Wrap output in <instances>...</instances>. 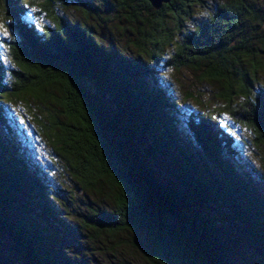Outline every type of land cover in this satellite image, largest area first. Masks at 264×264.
<instances>
[{"label": "trees", "instance_id": "16d2710c", "mask_svg": "<svg viewBox=\"0 0 264 264\" xmlns=\"http://www.w3.org/2000/svg\"><path fill=\"white\" fill-rule=\"evenodd\" d=\"M200 1L172 0L157 10L146 0H117L137 24L136 46L151 47L156 61L173 40L167 18L180 29ZM0 2L18 35L9 44L18 68L9 70L0 50V234L10 236L25 264H83L54 240L58 206L48 195L54 184L41 156L26 153L29 132L4 104L8 96L25 94L55 105L47 121L39 120L47 152L84 187L106 179L115 188L113 207H95L83 221L97 245L105 234L140 233L137 246L147 264H264V199L246 168L236 165V144L221 120L190 112L179 124L175 103L161 83L148 79V66L112 52L78 23H59L44 38L29 18V3L53 13L58 0ZM245 18L260 16L244 0L218 7L185 35L171 63L199 67L208 61L204 76L225 82L227 109L264 139V88L252 92L264 62L245 32ZM256 38L264 48L263 34ZM3 41L0 32V48ZM237 93L244 99L234 100ZM37 202L38 220L29 208ZM1 244L0 264H8Z\"/></svg>", "mask_w": 264, "mask_h": 264}, {"label": "rangeland", "instance_id": "374dc122", "mask_svg": "<svg viewBox=\"0 0 264 264\" xmlns=\"http://www.w3.org/2000/svg\"><path fill=\"white\" fill-rule=\"evenodd\" d=\"M232 2L234 0H202L193 3L180 29L176 28L174 19L168 17L166 23L170 29H173V40L160 54L158 61L150 57L151 47H148L147 51H141L136 46L137 24L128 20L127 10L122 8L117 0H58V3L51 8L53 13L38 2L29 3L28 9L30 20L35 23L36 28L40 29L44 38L47 31L56 29L59 23L74 22L80 24L99 44L112 52L121 53L132 60L145 63L149 73L152 74L148 79H156L161 83L162 89L175 103L173 111H176L175 118L178 119L179 124L185 121L190 112L200 114L207 112L221 120L220 124L232 133L233 143L236 144L234 151L237 154L236 165L246 168L244 171L254 180L257 191L264 199L263 137L254 127L227 109V100L224 97L225 82L204 76L208 61L199 62V67L193 65L180 67L171 63L185 35L211 19L218 7L230 5ZM244 2L253 5L260 16L255 22L245 18V32L250 36L252 46L259 49L258 58H262L264 62L263 44L256 38L258 32L263 34L264 38V0H244ZM8 17L4 5L0 2V32L8 40L3 41L0 48L1 56L9 70H12L18 66L13 59L9 44L11 40L18 41V35H14L13 20ZM104 20L108 23L105 40L99 36ZM247 68L253 75L252 69ZM7 79L14 82L11 74H8ZM253 82L255 87L252 92L257 93L260 88H264V67L258 69ZM236 91H238L237 88ZM244 96L241 93L233 95L234 100H243ZM3 101L16 116L18 123L25 126L29 132L26 153L29 154L32 150L33 153L41 156L39 159L42 169L45 170L49 181L54 184V188L48 192V195L55 199L58 206L55 209L57 219L53 221L50 230L55 232L54 240L60 245L59 248L83 264H147L137 246L138 243L143 242L142 234L131 232L118 235L105 234L98 240H102V243L98 242L97 245L95 232L85 226L83 222L85 217L95 207H113L115 188L106 179H102L96 187H84L58 156H51V153H48L49 150L47 152L46 142L41 145L39 120L47 121L49 112H55V105L51 104L50 100L27 94L11 95ZM194 148V145L188 147L192 152ZM163 165L160 164L159 172L169 177ZM39 205L40 202L29 205V208H32V216L37 220L41 210ZM58 220H61L63 224ZM0 241L8 264H25L10 236L0 234ZM253 256L256 262H260L256 253L253 252Z\"/></svg>", "mask_w": 264, "mask_h": 264}, {"label": "water", "instance_id": "95a60500", "mask_svg": "<svg viewBox=\"0 0 264 264\" xmlns=\"http://www.w3.org/2000/svg\"><path fill=\"white\" fill-rule=\"evenodd\" d=\"M146 1L150 2V4L152 5V7L154 9L159 10V9H161L163 7L164 4L169 3L172 0H146ZM100 37L102 39H106L107 38V23H105L103 25V27L101 28Z\"/></svg>", "mask_w": 264, "mask_h": 264}, {"label": "snow or ice", "instance_id": "6c2138e0", "mask_svg": "<svg viewBox=\"0 0 264 264\" xmlns=\"http://www.w3.org/2000/svg\"><path fill=\"white\" fill-rule=\"evenodd\" d=\"M7 33L5 32V35H6Z\"/></svg>", "mask_w": 264, "mask_h": 264}]
</instances>
